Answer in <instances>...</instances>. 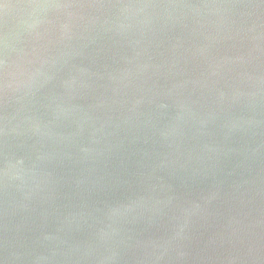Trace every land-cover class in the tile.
I'll return each instance as SVG.
<instances>
[{
  "label": "water",
  "instance_id": "1",
  "mask_svg": "<svg viewBox=\"0 0 264 264\" xmlns=\"http://www.w3.org/2000/svg\"><path fill=\"white\" fill-rule=\"evenodd\" d=\"M0 264H264V0H0Z\"/></svg>",
  "mask_w": 264,
  "mask_h": 264
}]
</instances>
